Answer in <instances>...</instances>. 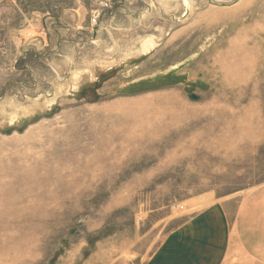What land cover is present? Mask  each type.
<instances>
[{"label":"rangeland","instance_id":"rangeland-1","mask_svg":"<svg viewBox=\"0 0 264 264\" xmlns=\"http://www.w3.org/2000/svg\"><path fill=\"white\" fill-rule=\"evenodd\" d=\"M185 1L0 0V264L140 262L264 185V0Z\"/></svg>","mask_w":264,"mask_h":264},{"label":"crops","instance_id":"crops-1","mask_svg":"<svg viewBox=\"0 0 264 264\" xmlns=\"http://www.w3.org/2000/svg\"><path fill=\"white\" fill-rule=\"evenodd\" d=\"M134 262L119 264H264V185L239 200L188 212L145 259Z\"/></svg>","mask_w":264,"mask_h":264},{"label":"bare ground","instance_id":"bare-ground-1","mask_svg":"<svg viewBox=\"0 0 264 264\" xmlns=\"http://www.w3.org/2000/svg\"><path fill=\"white\" fill-rule=\"evenodd\" d=\"M185 1V0H184ZM186 2V1H185ZM184 2V3H185ZM154 46L153 42L151 39H147L142 45H141V50L145 53L146 51H149L150 49H152V47ZM150 52V51H149ZM11 122L16 121L17 118L16 117H11L10 118Z\"/></svg>","mask_w":264,"mask_h":264},{"label":"water","instance_id":"water-1","mask_svg":"<svg viewBox=\"0 0 264 264\" xmlns=\"http://www.w3.org/2000/svg\"><path fill=\"white\" fill-rule=\"evenodd\" d=\"M189 98H190L191 100H197V96H195V95H190Z\"/></svg>","mask_w":264,"mask_h":264},{"label":"built area","instance_id":"built-area-1","mask_svg":"<svg viewBox=\"0 0 264 264\" xmlns=\"http://www.w3.org/2000/svg\"><path fill=\"white\" fill-rule=\"evenodd\" d=\"M96 19H97V17H94V19L92 20V22L94 23Z\"/></svg>","mask_w":264,"mask_h":264}]
</instances>
